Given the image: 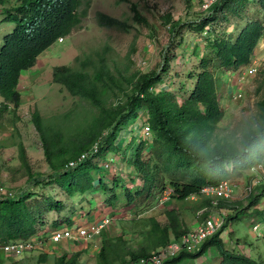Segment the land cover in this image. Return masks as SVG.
<instances>
[{
    "label": "trees",
    "instance_id": "obj_1",
    "mask_svg": "<svg viewBox=\"0 0 264 264\" xmlns=\"http://www.w3.org/2000/svg\"><path fill=\"white\" fill-rule=\"evenodd\" d=\"M8 2L0 0V5ZM91 3L92 0H17L14 8L4 11L0 24H8L13 28L3 37L0 46V114L9 107L17 111L21 100L18 91L21 74L34 68L39 56L57 40L69 37L81 28ZM131 10L134 21L150 30L151 25L138 13L136 6L131 5ZM229 20L235 23L234 31L239 30L238 33L235 36L231 33L227 35L225 29H222L216 35L213 30L208 34L206 40L211 50L198 59L195 71L189 73L188 77L194 80V85L180 101L168 89H156L164 82L169 70V49L163 53L160 69L149 73L127 75L116 65L111 67L113 61L108 45L89 50L81 58L75 57L73 66L54 67L53 82L63 86L70 96L87 101L97 111V115L86 128H78L75 135L69 138L65 135V120L73 113H65L48 123L44 122L37 110L32 113V124L52 170L47 179L34 180V185L42 187L56 184L69 197L75 194L87 196L97 186L110 194L104 208L110 212L115 208L120 194L129 206L136 199L154 198L169 186L172 198L184 201L199 195L205 186L216 187L224 182L237 181L243 178L244 172L262 165L264 97L258 105L259 125L243 133L239 146L228 140L217 141L213 145L212 139L215 127L223 117V110L219 107L216 72L220 69L225 72L236 71L250 62L255 47L264 36V0H217L198 22L183 26L168 14L164 17V26H168L171 36L177 35L181 39L185 26L202 34L207 33V27ZM95 21L101 28L128 29L124 23L101 12L96 14ZM132 53L129 50L127 60L130 61ZM262 90L264 92V85ZM120 94L125 95L124 104H108L112 97ZM141 112L146 116L145 124L151 139L140 140L134 148L132 143L135 139L127 142L123 154L133 149V155L127 158V162L135 169L134 175L137 176L132 183L134 187L129 189L123 185L122 179L115 176L109 179L107 171L94 159L103 161L108 154L120 153L121 149L114 144L118 133L130 122L139 120ZM62 139L73 140L62 144ZM18 151L28 179H32L24 147L19 145ZM69 163L74 165L69 166ZM92 172L94 177L90 175ZM249 187V208L253 209L255 215L264 217V212L256 209L264 198V180L257 183L250 181ZM254 189L257 194L252 195ZM33 196L32 192L10 196L5 193L0 196V244L30 239L36 235V225L42 222L44 214L52 211L59 213L65 208L62 202L51 199L46 200L45 205H32L28 200ZM222 201L216 205L218 208L235 211V214L226 217L222 228L204 241L197 253L183 251L163 264H181L185 260L198 259L211 247L218 253L219 264H262L225 248L220 238L222 232L245 213L231 207L227 201ZM211 205L209 199L203 197L199 208L203 210ZM164 214V223L154 218L148 220V246L138 253L128 251L130 259L148 258L157 248L177 240L189 231L182 225L176 210H168ZM72 220V217H67L60 223L55 221L53 226L55 229L68 227L72 225ZM101 243L98 264H114L127 245L121 239L114 241L105 235ZM150 249L153 251L149 253ZM79 255V252L70 257L62 255L55 260V264H76ZM46 256L40 254L36 263H44Z\"/></svg>",
    "mask_w": 264,
    "mask_h": 264
},
{
    "label": "rangeland",
    "instance_id": "obj_2",
    "mask_svg": "<svg viewBox=\"0 0 264 264\" xmlns=\"http://www.w3.org/2000/svg\"><path fill=\"white\" fill-rule=\"evenodd\" d=\"M128 1L92 0L88 16L83 20L81 28L74 31L69 37L54 43L39 56L34 68L21 74L18 85L21 100L17 111H13L9 107L7 111L0 114V188L13 195L34 193V196L28 200L32 205L37 203L45 205L48 199L62 202L65 205V208L59 213L52 211L43 215L42 222H38L36 225L38 237L43 240L47 239L44 238V234L55 229L54 222L60 223L67 217H73L74 222L77 221L80 226L90 225L100 214L111 217V223L100 233L99 237L84 241L87 249L91 248V250L83 258V264H98V252L103 235L114 241L121 239L127 244L125 251L119 254L114 264H122L129 260L128 251L138 253L148 246L146 243V231L149 229L148 220L154 218L158 222L164 223L166 220L164 213L168 210L174 209L178 212L182 225L189 229L188 232L199 229L200 224H206L208 220L217 221L220 224L225 222L226 217L235 214L233 209L218 208L213 204L210 208L204 207L202 210L199 208L202 204V193L184 201L175 200L172 198V189L169 186L162 193H157L154 198L136 199L129 206L126 205L124 197L120 194L115 208L108 212L103 208H106L105 201L110 194L97 186L87 196L75 194L69 197L56 184L42 187L34 185V180L47 179L52 170L44 156L40 137L32 124V113L37 110L45 123L54 121L65 113H73L70 118L65 120V135L69 138L75 135L78 128H86L97 115V111L91 108L87 101L70 96L63 86L53 82L52 70L54 67L73 66L75 57L81 58L89 50L100 49L108 45L111 48L110 57L113 61L110 63L111 67L114 64L127 75L137 72L149 73L160 69L163 53L169 49L168 57L171 59L169 70L164 77V82L159 84L156 89L157 91L163 88L168 89L180 101L194 85V80L188 77L189 73L195 71L198 59L211 50L206 40L208 34L213 30L216 35L218 31L225 29L227 35L231 33L235 36L239 31H234L235 23L229 20L220 22L216 26L207 27V33L203 32L202 34L191 31L185 26L183 35L179 39L177 35H170L167 30L168 26H164V17L169 14L183 26L187 23L198 22L207 15V10L204 7L208 0ZM16 5L17 0H9L8 3L0 5V21L4 17V11L14 8ZM131 5L136 6L138 13L151 25L150 30L134 21ZM99 12L119 20L128 29L123 31L117 28L99 27L95 21L96 14ZM12 28L11 25L0 24V46L3 37L11 32ZM261 39L264 40V36ZM179 43L180 46H178ZM129 50L133 51L130 61L126 59ZM216 78L217 92L220 97L219 107L223 110V117L215 127L212 144L228 140L239 146L243 133L259 125L260 109L258 105L264 97L262 90L264 85V51L261 44H257L247 65L241 66L236 71L225 72L220 69L216 72ZM1 101L0 98V103ZM117 102L124 104L126 102L125 95L120 94L117 97H112L108 104L116 106ZM145 120L146 116L141 112L139 120L130 122L118 133L114 144L121 149L120 153L108 154L103 161L94 159V162H97L99 166L102 165L107 171L106 176L109 179L113 176L122 179L123 185L129 189L134 187L132 183L137 178L134 175L135 169L127 162V158L133 155V149L126 154L123 152L129 139L136 140L132 143L133 148L140 140L151 139ZM70 140L73 139H62V144L68 143ZM19 145L24 147L32 179H28L26 169L19 159ZM105 161L111 165L109 169L104 164ZM93 174L94 172L90 175L94 177ZM243 174V178L237 181L232 180L231 183L223 185L225 192H221V196H211L210 194L206 197L210 204L211 201L218 204L219 201L224 202L222 200L229 198L225 201L230 203L231 207L243 210L245 214L238 221L229 224L222 232L221 241L224 242L226 249L264 264V217L255 215L252 212L253 209L249 208L250 181L257 183L264 180V166ZM256 176L258 177L256 178ZM251 193L252 195L257 194L256 189ZM256 207L259 211L264 212V198ZM43 240H41L42 250H33L20 257L10 258L0 251V264H37V257L40 254L48 253L46 250L50 242ZM62 244L60 242V244L52 245H57V248L61 249L64 248ZM152 251L150 249L148 252ZM81 258L82 256H79V260ZM181 264H219V256L216 249L211 247L200 258L185 260Z\"/></svg>",
    "mask_w": 264,
    "mask_h": 264
},
{
    "label": "built area",
    "instance_id": "obj_3",
    "mask_svg": "<svg viewBox=\"0 0 264 264\" xmlns=\"http://www.w3.org/2000/svg\"><path fill=\"white\" fill-rule=\"evenodd\" d=\"M215 1L216 0H208L205 5L206 7L204 8L207 10L212 3H215ZM261 46L264 51V41L261 43ZM84 157L85 155L81 156L80 160ZM106 162L107 161H105L104 164L109 169L111 165ZM73 165L74 163H69V166ZM253 171L255 170L253 169ZM225 184L227 185V182H224L216 187L211 185L204 187L201 191L202 198H208L206 196H210V194L211 196H221V192H225V190H223V185ZM5 193L7 192L0 188V196ZM7 195L10 196L11 194L7 193ZM228 199L229 198H226L225 200ZM211 204L217 205L215 201H211ZM111 220V217L108 215H100L98 219H94L90 225L86 226H80L77 221L76 223L73 221L71 226L53 229L48 234H44V238H47L45 240L35 235L25 241H9V243L0 244V251L10 258H16L25 253L32 252L33 250H42L43 246L41 244V240L44 242L49 240L50 244H60V242L63 241H77L79 239L84 241L90 239L93 240L100 236V233L111 223ZM223 224L224 221L219 224L217 221L214 222L208 220L206 224L201 223L199 229L197 228L196 230L187 232L177 240L170 241L166 246L157 248L148 258H140L138 260L129 259L122 264H163L165 261L178 256L183 251L191 252L192 254L197 253L201 249L204 241L215 235L216 231L220 230Z\"/></svg>",
    "mask_w": 264,
    "mask_h": 264
},
{
    "label": "crops",
    "instance_id": "obj_4",
    "mask_svg": "<svg viewBox=\"0 0 264 264\" xmlns=\"http://www.w3.org/2000/svg\"><path fill=\"white\" fill-rule=\"evenodd\" d=\"M263 166H264V163L262 164L261 167H263ZM100 215H103V214H100ZM72 219H73V217H72ZM72 221H74V220H72ZM61 243H63L62 246L64 247L61 249H58L57 245L49 244V246L47 247L48 249L46 250V252H48V253H43V254L47 255L46 261L44 263H41V264H55V260L57 258H59L60 256L66 255V256L70 257L71 255L75 254L76 252H79L80 253L79 256H82L81 260H79V257H78L76 264H83V262H82L83 258H85L87 256V254H89L88 252L91 250V248L87 249L86 243L84 242V240H81V239H79L77 241H68V242L64 241ZM67 243L70 244V248H69V244H67ZM45 249H46V247H45ZM51 258H52V261H51Z\"/></svg>",
    "mask_w": 264,
    "mask_h": 264
},
{
    "label": "clouds",
    "instance_id": "obj_5",
    "mask_svg": "<svg viewBox=\"0 0 264 264\" xmlns=\"http://www.w3.org/2000/svg\"><path fill=\"white\" fill-rule=\"evenodd\" d=\"M59 40H62V39H59ZM58 41V40H57ZM264 40L262 39L260 42H259V44H261L262 42H263ZM262 165H260V166H257V167H255V168H253L254 170H256L258 167H261ZM253 169L251 170V171H253ZM205 187H207V186H205ZM204 188V187H203ZM202 188V189H203ZM202 189H201V191H202ZM201 191H200V194H201Z\"/></svg>",
    "mask_w": 264,
    "mask_h": 264
}]
</instances>
